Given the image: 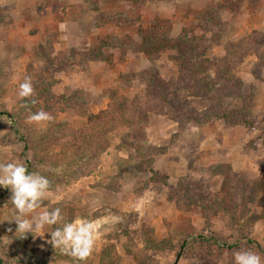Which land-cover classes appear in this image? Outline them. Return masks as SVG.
I'll return each instance as SVG.
<instances>
[{
	"label": "rangeland",
	"instance_id": "374dc122",
	"mask_svg": "<svg viewBox=\"0 0 264 264\" xmlns=\"http://www.w3.org/2000/svg\"><path fill=\"white\" fill-rule=\"evenodd\" d=\"M59 1L0 0V162L31 164L32 172L46 176L51 188L36 211L60 208L61 224L91 221L95 250L76 261L55 249L49 231L60 225L46 226L43 236L20 237L11 221V190L0 186V264H102L109 249L119 254V264H203L186 253L185 229L192 236L216 232L264 259V0H241L236 11L215 7L225 0ZM151 24L172 40L185 35L190 47L166 50L157 59L122 49L123 43L140 45L139 28ZM48 33L56 36L49 55L43 49ZM101 39L109 44L103 57L87 59ZM230 45L237 52L226 74L241 81L239 90L221 102L212 93L192 96L179 80L182 53L201 75L213 78ZM151 68L166 83L165 99L145 108L147 117L139 121L138 97L149 84L138 74ZM26 77L35 94L21 99ZM120 99L128 105L120 110L128 122L114 116L95 154L78 165L41 163L16 134L20 128L40 139L53 124L89 127V113ZM246 106L255 129L214 116L238 114ZM40 109L54 119L27 123ZM63 131L61 142L69 134ZM56 144L50 153L60 151ZM100 144L106 149L100 151ZM129 153L135 166L120 173ZM148 158L153 173L143 164ZM222 164L233 171L226 183ZM118 174L115 189L109 183ZM218 264H234L233 253L225 249Z\"/></svg>",
	"mask_w": 264,
	"mask_h": 264
},
{
	"label": "trees",
	"instance_id": "16d2710c",
	"mask_svg": "<svg viewBox=\"0 0 264 264\" xmlns=\"http://www.w3.org/2000/svg\"><path fill=\"white\" fill-rule=\"evenodd\" d=\"M50 3L60 4V1L50 0ZM240 3L241 0H225L217 4L215 7L219 10L229 9L231 11H236L239 8ZM43 5L47 6V2L46 4L43 3ZM62 8L64 9V6H62ZM139 34L141 36L140 45H136L135 43H123L122 49L142 51L145 53L148 59H157L166 50L178 48L182 52L184 47H190V44H188L190 38L182 35L177 39L172 40L157 33V26L153 24L146 27H140ZM55 41V34L48 33L47 42L45 45H43L45 52L44 54L49 55L54 50L53 44ZM250 42L255 44L256 40L252 39ZM108 45L109 44L107 40L101 39L95 48H92L90 51L85 53V57L87 59L102 58V48ZM236 52L237 50L235 47L230 45L227 49L226 58L224 60L225 64L221 73L220 71H217V74L213 78H210L206 75H201L199 70H195V65L189 64L188 58L184 53H182L180 62V70L182 74L179 75V80H181V82L183 81L184 88L189 89L192 96H200L202 94L212 93L213 97L217 98L218 102H221L223 98L233 93L236 88L239 90V86L241 85V81L238 83L231 74H226L228 65L234 59L232 55H234ZM64 59L66 58H63V60ZM138 75L141 79L146 80L149 84L147 86L146 95L144 97H138L140 100L138 101L140 105V111L137 112V114L139 113L138 119L140 121V119L143 120L147 117L145 108L153 109L150 107L156 104L160 99H165L164 90L166 83L161 78H158L157 70L155 68L139 72ZM125 106H128L125 99H120L116 102H114V100H110L108 107L105 110L99 111L96 114H88L87 121L89 122L90 126L86 128H71L61 123L53 124V126L50 127V130L45 132L40 139L35 137L33 134L25 133L24 131L20 130V128L16 129V134L17 136L19 134L21 135V140L24 142V151L31 153L37 161L41 163L50 162L57 164L61 163L62 161H67L72 165H78L79 162L83 160L85 161L86 156L95 152L97 145L96 143H99V139L102 140V137H104L108 131L113 128V125L111 124L113 123L114 116L115 119L128 122V118L120 111ZM244 108L245 111L241 110L238 114L217 112L214 113V116L227 120V122L231 125L240 124L246 129H255V121L250 117V115H248L250 107L246 106ZM131 110L135 109L131 108ZM1 114H3V112H0V115ZM210 120L211 118L208 116L206 121ZM202 121L205 120L202 119ZM63 128H68L69 134L67 135L68 138L61 142L62 137L65 136ZM55 143H57L56 145H60V151L57 153H50L49 147L51 145H55ZM99 146L100 151L106 149L103 144H100ZM131 159L132 154H130L128 158L124 159V163H127V165H124L123 163L120 166V173L128 172L130 169H132V167L135 166V164L131 163ZM143 164L146 167V171L151 173L154 172L151 159H146ZM25 167L29 172H32L33 168H31V164H28ZM219 168L226 183V181L230 180L233 176L231 166L228 164H222ZM111 179L112 180L109 183V186L118 189L120 187L119 174L111 177ZM226 187L230 188V186H224V188ZM183 231L184 237L186 238L184 242L186 253L189 256L199 258L203 264H218V260L222 257L223 251L225 249L229 250L231 253H234L240 250L242 247V244L239 241H236L233 244L222 241L216 232H210L207 234L202 233L192 236V234L186 233V229ZM119 261V254L113 249L107 250V252L103 253L101 257L102 264H119Z\"/></svg>",
	"mask_w": 264,
	"mask_h": 264
},
{
	"label": "clouds",
	"instance_id": "9594fccd",
	"mask_svg": "<svg viewBox=\"0 0 264 264\" xmlns=\"http://www.w3.org/2000/svg\"><path fill=\"white\" fill-rule=\"evenodd\" d=\"M34 94L32 79L26 77L19 85L18 96L27 99ZM31 103L35 105L37 101L32 100ZM53 119L49 112L40 109L28 115L26 122L40 124ZM0 186L11 190L9 201L15 209L11 221L17 224L16 233H20V237H26L28 233L43 236L46 226L60 225L49 231V243L76 261H86L91 257L95 250V228L91 221L61 224L63 216L60 208L36 211L41 208L51 188V181L46 176L39 171L29 172L22 163L16 161L0 162ZM233 257L234 264H264V259L250 249L238 250L233 253Z\"/></svg>",
	"mask_w": 264,
	"mask_h": 264
}]
</instances>
